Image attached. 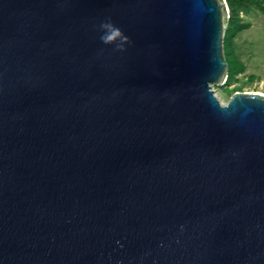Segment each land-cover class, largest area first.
Masks as SVG:
<instances>
[{"label": "water", "instance_id": "water-1", "mask_svg": "<svg viewBox=\"0 0 264 264\" xmlns=\"http://www.w3.org/2000/svg\"><path fill=\"white\" fill-rule=\"evenodd\" d=\"M226 0H0V264H264V94L227 78Z\"/></svg>", "mask_w": 264, "mask_h": 264}, {"label": "rangeland", "instance_id": "rangeland-1", "mask_svg": "<svg viewBox=\"0 0 264 264\" xmlns=\"http://www.w3.org/2000/svg\"><path fill=\"white\" fill-rule=\"evenodd\" d=\"M240 16L251 24L236 37L238 55L247 67L228 87L212 85L223 104L229 102L238 88L247 92H264V0L241 9ZM250 76L255 78L251 80Z\"/></svg>", "mask_w": 264, "mask_h": 264}, {"label": "trees", "instance_id": "trees-1", "mask_svg": "<svg viewBox=\"0 0 264 264\" xmlns=\"http://www.w3.org/2000/svg\"><path fill=\"white\" fill-rule=\"evenodd\" d=\"M229 6V17L225 27L223 37V51L224 56L228 64L227 78L221 87H228L237 77L238 74L243 73L246 70V64L240 59L237 52L236 37L246 28H249L251 24L243 21L240 16V10L246 9L250 4L261 3L262 0H226ZM251 80L255 76H250ZM241 91V89H237Z\"/></svg>", "mask_w": 264, "mask_h": 264}, {"label": "bare ground", "instance_id": "bare-ground-1", "mask_svg": "<svg viewBox=\"0 0 264 264\" xmlns=\"http://www.w3.org/2000/svg\"><path fill=\"white\" fill-rule=\"evenodd\" d=\"M259 93H261V92H259ZM262 94H264V92H262Z\"/></svg>", "mask_w": 264, "mask_h": 264}]
</instances>
